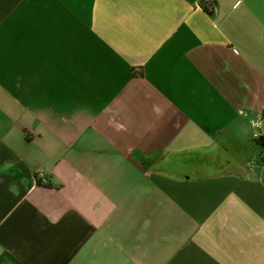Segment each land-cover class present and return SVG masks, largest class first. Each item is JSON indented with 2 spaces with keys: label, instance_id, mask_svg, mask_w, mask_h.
Instances as JSON below:
<instances>
[{
  "label": "crops",
  "instance_id": "1",
  "mask_svg": "<svg viewBox=\"0 0 264 264\" xmlns=\"http://www.w3.org/2000/svg\"><path fill=\"white\" fill-rule=\"evenodd\" d=\"M0 0V264H264V0Z\"/></svg>",
  "mask_w": 264,
  "mask_h": 264
},
{
  "label": "trees",
  "instance_id": "2",
  "mask_svg": "<svg viewBox=\"0 0 264 264\" xmlns=\"http://www.w3.org/2000/svg\"><path fill=\"white\" fill-rule=\"evenodd\" d=\"M203 8L204 10L210 15L214 16L215 15V9L217 6V1L216 0H203ZM258 144L261 145V147L264 150V137L257 138Z\"/></svg>",
  "mask_w": 264,
  "mask_h": 264
},
{
  "label": "built area",
  "instance_id": "3",
  "mask_svg": "<svg viewBox=\"0 0 264 264\" xmlns=\"http://www.w3.org/2000/svg\"><path fill=\"white\" fill-rule=\"evenodd\" d=\"M260 137H264V133H259V134H256L255 135V138L257 139V138H260Z\"/></svg>",
  "mask_w": 264,
  "mask_h": 264
}]
</instances>
